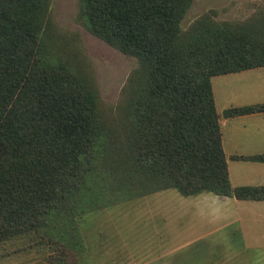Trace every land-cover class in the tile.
<instances>
[{
  "label": "trees",
  "instance_id": "obj_1",
  "mask_svg": "<svg viewBox=\"0 0 264 264\" xmlns=\"http://www.w3.org/2000/svg\"><path fill=\"white\" fill-rule=\"evenodd\" d=\"M191 1L78 0L79 24L137 63L115 127L51 41L50 0H0V244L32 235L50 263L77 264L80 213L101 201L164 189L264 201V184L231 186L219 124L264 101L219 115L210 82L264 66V10L240 22L204 13L182 29ZM230 159L264 163V152Z\"/></svg>",
  "mask_w": 264,
  "mask_h": 264
},
{
  "label": "rangeland",
  "instance_id": "obj_2",
  "mask_svg": "<svg viewBox=\"0 0 264 264\" xmlns=\"http://www.w3.org/2000/svg\"><path fill=\"white\" fill-rule=\"evenodd\" d=\"M77 9L78 0H50L47 16L52 25L51 41L64 50L74 70L92 83L106 121L122 126L125 116L121 89L136 60L91 35L77 21ZM261 10L264 0H192L180 25L185 29L204 13L214 20L240 22ZM210 82L219 115L241 95L264 99V94L258 93L264 85V66L242 75H217ZM252 166L238 162L234 170L247 171ZM243 177L245 181L257 179L248 173ZM213 196L209 192L182 196L174 189H164L110 206L101 201L98 209L79 212L84 252L77 264H234L240 258H246L249 264H264V250H199L198 244H209L210 235L205 234L200 242L196 237L205 233L212 207L198 202ZM255 224V230L257 225L264 230V221ZM233 226L237 224L223 229L222 236L229 235ZM263 238L264 233L257 232L253 241L263 243ZM51 250L45 241L32 235L12 239L0 244V264H54L48 261L49 254L54 253Z\"/></svg>",
  "mask_w": 264,
  "mask_h": 264
},
{
  "label": "crops",
  "instance_id": "obj_3",
  "mask_svg": "<svg viewBox=\"0 0 264 264\" xmlns=\"http://www.w3.org/2000/svg\"><path fill=\"white\" fill-rule=\"evenodd\" d=\"M260 68L261 67L255 69ZM255 69L235 72V74L238 73V75H242L244 72ZM261 87L262 90L258 93L264 94V85H261ZM263 100L264 99H254L241 95L237 101L231 103L229 107L262 102ZM219 124L221 145L227 162L228 177L231 186L264 184V163L230 159V155H252L264 152V112L250 113L229 118H222L220 116ZM238 162L252 163L254 166L247 171L234 170ZM247 173L249 175L253 174L257 179L246 178L245 181L243 174ZM198 203H200V205L203 203V206H207L208 208L212 207V209L209 210L211 218L207 222L208 225L205 233H200L196 237L200 242L205 234L210 235L209 244L207 247H202L201 243L198 244L199 250H264V238L263 243L258 241V239L253 241L257 232L258 234L264 233L262 226L260 229L257 225L255 230V223L261 224V221H264V201L236 200L232 197L215 195L213 199H206ZM240 223L251 226L245 228L241 226ZM233 224H237V226H233V230L230 234L222 236V230ZM254 230L256 231L255 236H253L252 233ZM213 264L228 263L221 262ZM234 264L249 263L248 261L246 262V258H240V260Z\"/></svg>",
  "mask_w": 264,
  "mask_h": 264
}]
</instances>
